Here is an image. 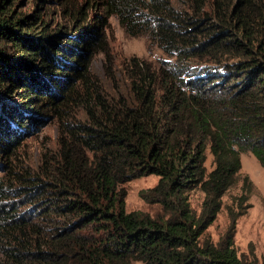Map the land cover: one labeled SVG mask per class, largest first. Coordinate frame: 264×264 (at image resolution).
<instances>
[{
    "label": "trees",
    "instance_id": "16d2710c",
    "mask_svg": "<svg viewBox=\"0 0 264 264\" xmlns=\"http://www.w3.org/2000/svg\"><path fill=\"white\" fill-rule=\"evenodd\" d=\"M111 18L166 57L128 60L127 95L93 71L102 56L114 78ZM49 120L55 148L30 165ZM247 152L264 168V0H0V264H244L236 217L220 246L201 237ZM149 175L165 220L127 211Z\"/></svg>",
    "mask_w": 264,
    "mask_h": 264
},
{
    "label": "rangeland",
    "instance_id": "374dc122",
    "mask_svg": "<svg viewBox=\"0 0 264 264\" xmlns=\"http://www.w3.org/2000/svg\"><path fill=\"white\" fill-rule=\"evenodd\" d=\"M107 33L116 63L114 78L109 79L106 75L105 67L101 62L102 56L94 60L93 71L110 94L127 95L129 82L122 68L128 60L137 56L155 63L166 57L162 51L149 43L147 37L128 36L116 18L110 19ZM28 136L21 152L30 165L37 166L43 152L55 148L58 123L56 120L46 121L38 131L35 130L32 136L30 134ZM212 163V155L208 152L206 163L208 172L213 169ZM245 178H249L251 182L250 194H246L243 188ZM158 181L157 176L149 175L126 183L124 187L127 192V211L139 212L156 220L167 219L169 215L158 203L151 197L142 196L154 188ZM247 195L249 199L246 201ZM190 200L193 210L199 215L204 200L203 193L199 190L191 192ZM234 217L237 221L233 244L238 257L244 264H264V168L250 152L243 154L242 170L237 183L224 196L222 210L202 235L201 243L220 246L226 241Z\"/></svg>",
    "mask_w": 264,
    "mask_h": 264
}]
</instances>
